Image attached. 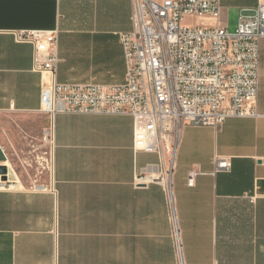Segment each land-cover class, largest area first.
Wrapping results in <instances>:
<instances>
[{
	"label": "crops",
	"instance_id": "crops-1",
	"mask_svg": "<svg viewBox=\"0 0 264 264\" xmlns=\"http://www.w3.org/2000/svg\"><path fill=\"white\" fill-rule=\"evenodd\" d=\"M220 2L228 29L229 15H252L258 0ZM130 15L131 0H0V116L25 115L27 142L39 140L41 77L32 45L11 31H57V82L115 84L125 79L118 35ZM256 110L217 129H181L172 187L184 264H264V37ZM215 155L230 158L228 171H214ZM158 161L133 150L129 115L58 113L48 176L27 185L9 170L0 188V264H178L163 187L134 183Z\"/></svg>",
	"mask_w": 264,
	"mask_h": 264
},
{
	"label": "built area",
	"instance_id": "built-area-1",
	"mask_svg": "<svg viewBox=\"0 0 264 264\" xmlns=\"http://www.w3.org/2000/svg\"><path fill=\"white\" fill-rule=\"evenodd\" d=\"M221 8L220 0H131V28L118 35L125 79L115 84L57 82V31H11L16 42L32 45L31 69L41 77L42 169L50 173L53 167L58 113L129 115L133 150L159 158L134 183L163 187L178 264L184 260L172 174L181 129L187 124L217 129L228 117L257 115L264 0L252 15H240L232 31L221 23ZM197 19L212 23L192 22ZM213 162L215 172L231 167L228 157L215 155ZM193 176L189 173L188 185Z\"/></svg>",
	"mask_w": 264,
	"mask_h": 264
},
{
	"label": "rangeland",
	"instance_id": "rangeland-1",
	"mask_svg": "<svg viewBox=\"0 0 264 264\" xmlns=\"http://www.w3.org/2000/svg\"><path fill=\"white\" fill-rule=\"evenodd\" d=\"M187 21H190V19ZM236 23V16L229 15L228 30H234ZM29 123L28 117L21 113L11 112L0 116V136L3 139V146L7 155L5 165L10 170L8 171L11 172L13 179L27 185L40 182L48 176V172L42 169L40 160L37 158V155L45 150L44 147H39L40 136L39 140L35 139L34 142H27L28 137H30L27 134L31 131ZM12 171L15 176H13Z\"/></svg>",
	"mask_w": 264,
	"mask_h": 264
},
{
	"label": "water",
	"instance_id": "water-1",
	"mask_svg": "<svg viewBox=\"0 0 264 264\" xmlns=\"http://www.w3.org/2000/svg\"><path fill=\"white\" fill-rule=\"evenodd\" d=\"M7 175H8V169L7 166L2 164L0 165V178L1 180H7Z\"/></svg>",
	"mask_w": 264,
	"mask_h": 264
},
{
	"label": "bare ground",
	"instance_id": "bare-ground-1",
	"mask_svg": "<svg viewBox=\"0 0 264 264\" xmlns=\"http://www.w3.org/2000/svg\"><path fill=\"white\" fill-rule=\"evenodd\" d=\"M5 165V164H4ZM7 166V165H6ZM12 174H13V176H15V173H13V171H12ZM17 177V176H16ZM2 182H0V187L2 186Z\"/></svg>",
	"mask_w": 264,
	"mask_h": 264
}]
</instances>
